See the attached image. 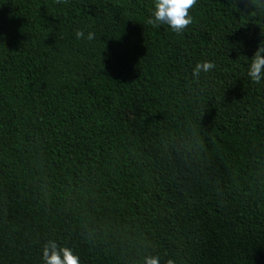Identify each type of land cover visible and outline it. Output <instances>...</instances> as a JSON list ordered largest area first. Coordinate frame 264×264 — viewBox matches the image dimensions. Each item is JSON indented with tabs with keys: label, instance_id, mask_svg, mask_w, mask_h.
I'll return each instance as SVG.
<instances>
[{
	"label": "trees",
	"instance_id": "1",
	"mask_svg": "<svg viewBox=\"0 0 264 264\" xmlns=\"http://www.w3.org/2000/svg\"><path fill=\"white\" fill-rule=\"evenodd\" d=\"M152 7L0 0V264H264V0Z\"/></svg>",
	"mask_w": 264,
	"mask_h": 264
},
{
	"label": "clouds",
	"instance_id": "2",
	"mask_svg": "<svg viewBox=\"0 0 264 264\" xmlns=\"http://www.w3.org/2000/svg\"><path fill=\"white\" fill-rule=\"evenodd\" d=\"M197 3V0H153V7L149 23L156 27L167 25L170 30L180 34L190 24L193 23V17L190 15V9ZM76 39H95V33L88 32L85 35L83 30L75 32ZM247 69L249 79L255 84L264 83V42L257 46V50L252 56ZM215 68V64L205 61L196 64L193 69V75L199 76L201 72H209ZM44 264H79L77 256L70 248L60 247L54 241H50L42 251ZM143 264H160L159 256H145ZM167 264H175L173 260H168Z\"/></svg>",
	"mask_w": 264,
	"mask_h": 264
}]
</instances>
